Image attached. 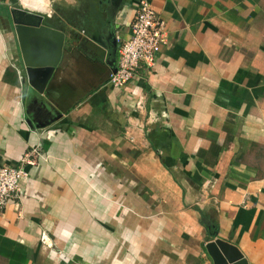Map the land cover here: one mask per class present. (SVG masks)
<instances>
[{
	"label": "crops",
	"instance_id": "1",
	"mask_svg": "<svg viewBox=\"0 0 264 264\" xmlns=\"http://www.w3.org/2000/svg\"><path fill=\"white\" fill-rule=\"evenodd\" d=\"M142 1L164 40L116 90ZM13 8L66 35L45 94L60 118ZM38 147L0 213V264H214V240L264 264V0H0V165Z\"/></svg>",
	"mask_w": 264,
	"mask_h": 264
},
{
	"label": "built area",
	"instance_id": "2",
	"mask_svg": "<svg viewBox=\"0 0 264 264\" xmlns=\"http://www.w3.org/2000/svg\"><path fill=\"white\" fill-rule=\"evenodd\" d=\"M166 25L155 8L148 1H142L131 23V36L122 41L116 71L111 75L110 84L119 90L131 83L142 64L154 65L157 52L164 40ZM142 108L141 104L137 106ZM41 149L28 152L18 166L0 165V213L20 192L21 182L27 178L26 166L42 158ZM47 243V236H42Z\"/></svg>",
	"mask_w": 264,
	"mask_h": 264
},
{
	"label": "water",
	"instance_id": "3",
	"mask_svg": "<svg viewBox=\"0 0 264 264\" xmlns=\"http://www.w3.org/2000/svg\"><path fill=\"white\" fill-rule=\"evenodd\" d=\"M10 20L19 43L31 88L41 96L45 106L54 111L57 118H60L62 113L45 98V94L64 54L65 33L48 26L44 17L21 8L10 10ZM207 250L214 264L245 263L244 260V263L240 261L242 256H239L238 260L237 257L228 254L220 240L210 242Z\"/></svg>",
	"mask_w": 264,
	"mask_h": 264
}]
</instances>
